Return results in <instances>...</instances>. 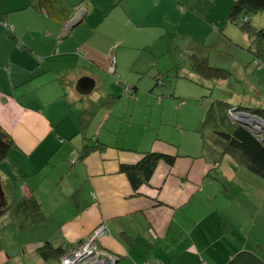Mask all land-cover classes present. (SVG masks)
Returning a JSON list of instances; mask_svg holds the SVG:
<instances>
[{
  "label": "crops",
  "instance_id": "crops-1",
  "mask_svg": "<svg viewBox=\"0 0 264 264\" xmlns=\"http://www.w3.org/2000/svg\"><path fill=\"white\" fill-rule=\"evenodd\" d=\"M234 1L55 0L69 19L88 10L66 32L36 9L42 0H0V126L16 146L0 164V190L10 208L32 193L46 218L22 231L20 214L0 212V264H57L38 249L68 253L101 224V248L120 264H252L244 254L264 264V239L252 242L264 232V202L249 185L259 174L233 154L202 158L199 108L179 100L170 130L155 110L146 135L134 128L137 79L193 75L195 59L222 47ZM86 78L95 88L81 95ZM149 152L176 162H160L136 190L121 168Z\"/></svg>",
  "mask_w": 264,
  "mask_h": 264
},
{
  "label": "trees",
  "instance_id": "trees-1",
  "mask_svg": "<svg viewBox=\"0 0 264 264\" xmlns=\"http://www.w3.org/2000/svg\"><path fill=\"white\" fill-rule=\"evenodd\" d=\"M55 3V0H42L36 9L42 10L40 12L44 13L46 19L50 22L66 25L71 19L61 13L56 14L52 8V5ZM261 12H264V0H235L229 14L228 22L246 31L255 41L264 44V32L254 28L250 24V17ZM5 25L9 32L13 34L12 27L7 24ZM8 27L11 28L9 29ZM263 52L264 50L261 53ZM206 53L208 54L209 52ZM208 60V57L195 59L192 65L194 74L217 81L226 80L229 77L230 73L228 71L214 69L210 66ZM157 83H160L159 78ZM126 88H130L131 91L127 92ZM125 93L130 96L136 95V91L130 86H125ZM215 108L217 109L211 110L198 128V132L203 140L202 158L208 162H215L217 164L226 155L233 154L234 157H238V162H241V158L253 172L264 177V134L259 133L255 128L257 124L249 126L247 124L248 122H245L244 117L242 118L241 116V114L249 113L251 116L261 118L264 122V110L235 107L225 102L217 103ZM232 114L236 115L233 117ZM216 115L219 116L215 118ZM217 120H220L221 124L216 125L218 124L216 122ZM224 124L232 129L224 128ZM15 147L12 137L0 126V164L6 160ZM92 151H95V149L90 151L86 150L82 155V159L89 157ZM160 162H166L172 166L176 162V158L165 154L149 152L138 164L133 166L124 165L121 170L127 176L134 189L139 190L142 186L150 183L157 165ZM74 164H76L75 161ZM11 209L15 211L16 215H21L22 219L18 222V227L22 231L46 221L41 210V204L35 199L32 193H28L20 202L10 208L6 206L0 190V212ZM88 238L80 242L79 246L84 244ZM73 251L72 249L66 253L61 248L55 249L50 243H47L39 248L37 252L44 260L57 259V264H61ZM244 256L249 257L247 259L245 257L243 259L242 257V260H251L253 262L252 264H259V260L253 255L244 254Z\"/></svg>",
  "mask_w": 264,
  "mask_h": 264
},
{
  "label": "rangeland",
  "instance_id": "rangeland-1",
  "mask_svg": "<svg viewBox=\"0 0 264 264\" xmlns=\"http://www.w3.org/2000/svg\"><path fill=\"white\" fill-rule=\"evenodd\" d=\"M250 24L264 32V12L251 16ZM222 39V47L210 51L207 57L210 66L214 69L230 73L226 80H210L197 74L183 76L176 70L160 77L159 84L155 75H145L137 79L138 95L135 114L137 126L134 127L135 129L146 135L150 118L148 122L144 120L147 119V114L155 110V113L159 114L157 123L162 113H165V128L170 130L178 118L175 107L177 103H180L179 100H185L186 109L189 108L190 111L191 108V114H195L196 108H199L204 119L211 110L217 109L215 105L219 102L245 109L264 110V52L261 53L264 50V44L255 41L246 31L232 24L228 25L226 32H223ZM218 116L216 115L215 118ZM181 119L186 120L183 117ZM216 122L218 123H215L216 125L221 124L220 120ZM258 126L260 128L258 127L257 130L262 131L259 123ZM225 127L232 129L224 124ZM118 141L115 140V142ZM124 141L125 138L122 137L119 143ZM226 165L237 168L230 165L228 161ZM255 176L251 178L249 185L254 188L256 200L264 202V177ZM261 239H264L262 230L254 234L252 242Z\"/></svg>",
  "mask_w": 264,
  "mask_h": 264
},
{
  "label": "built area",
  "instance_id": "built-area-1",
  "mask_svg": "<svg viewBox=\"0 0 264 264\" xmlns=\"http://www.w3.org/2000/svg\"><path fill=\"white\" fill-rule=\"evenodd\" d=\"M88 14V10L84 6H80L76 9V15L65 25V31L68 32L73 25L83 19ZM111 72H115L114 63L111 66ZM127 92H130V88H126ZM240 114V113H238ZM246 114L244 118L245 122L252 125L257 124L256 129L259 127L258 123L264 126V122L260 118H255L249 113ZM236 114H232L234 117ZM260 128V127H259ZM260 132V131H259ZM108 234V230L104 224L98 226L93 233L89 236L87 241L78 246L70 255L62 261L61 264H120V258L110 252L100 248L102 239Z\"/></svg>",
  "mask_w": 264,
  "mask_h": 264
},
{
  "label": "water",
  "instance_id": "water-1",
  "mask_svg": "<svg viewBox=\"0 0 264 264\" xmlns=\"http://www.w3.org/2000/svg\"><path fill=\"white\" fill-rule=\"evenodd\" d=\"M85 17L82 19H80L79 21H77L74 25L73 28L77 27L79 24H81L84 21ZM95 88V82L89 78H86L82 81L79 82L78 84V92L81 95H89L94 91ZM242 118L246 117V114H241ZM249 126H252V124L247 123ZM262 127V131H260L259 133L264 134V126L260 125Z\"/></svg>",
  "mask_w": 264,
  "mask_h": 264
}]
</instances>
